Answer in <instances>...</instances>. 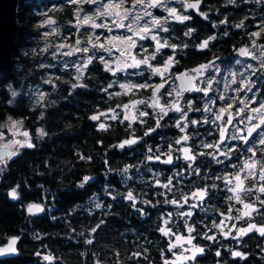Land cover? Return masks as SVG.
<instances>
[{"label":"flooded vegetation","instance_id":"flooded-vegetation-1","mask_svg":"<svg viewBox=\"0 0 264 264\" xmlns=\"http://www.w3.org/2000/svg\"><path fill=\"white\" fill-rule=\"evenodd\" d=\"M113 1L115 4L111 5L119 7L111 11L119 15H98L99 7L87 1L88 7L83 12L92 18L88 25L97 33L91 40L100 44L106 33L114 35L108 42L110 46L117 47L127 41V35L133 40L124 42L120 55L114 54L116 49L111 55L105 54L96 48L95 42L91 44L88 40L93 53L86 55L87 60L78 57L77 61H81L78 71L73 63L71 73L74 88L82 90L91 81L88 73L92 68L96 67L102 74L98 89L100 104L86 113L85 121L105 142L101 144L102 140H97L98 149L88 154L74 151L76 161L90 165L75 180L73 190L77 195L66 211L50 206L51 198L28 200L23 209L25 203L37 201L43 204L41 213L49 218H60L64 238L77 245L76 264H165L166 260L168 264H264V236L256 229L244 236L237 235L249 224L264 227V207L260 203L264 193L258 190L264 185L259 179L260 168L264 166V145L259 144L262 137L254 132L247 144L232 138L246 135L249 127L264 118V109L253 111L264 102V68H261L264 64V20L261 19L264 3L200 0L197 9H190L184 7V3L195 0H165L166 7L176 8L177 14L191 17L181 23L171 18L163 22L169 13L164 7H149V0H144L145 6L140 4L144 12L140 7L129 9L131 0ZM125 10H130L132 16L125 19ZM145 12L151 15H143ZM153 18L161 20L168 31L152 28ZM145 19L150 35L145 34L142 27V31L133 28L142 26ZM242 22V27H236ZM114 23H123L125 27L113 26ZM93 24L107 26L101 28ZM189 29L194 31L185 35ZM257 32L260 34L254 36ZM153 36L157 39H152ZM209 37L214 39L209 40ZM205 40L208 46L200 48ZM157 41L160 44L167 41L168 45L176 47L164 46L157 52ZM241 47L249 54L242 55ZM169 57L172 62L165 66ZM144 59H148V64L127 66ZM105 63L111 71L105 68ZM121 84L132 87L125 89ZM159 85L163 87L158 88ZM247 86L252 91H247ZM200 89H205L207 94ZM206 106L210 111L205 110ZM161 108L167 111L166 115ZM222 108L226 111L221 112ZM100 111L105 112L98 114V120L89 118ZM216 115L221 119L215 120ZM193 120L198 123L192 124ZM101 123L105 129H100ZM150 128L155 131L146 136ZM221 132H224L223 139ZM185 135L190 139L181 140ZM130 139L136 142L119 147ZM177 140H181L180 144H176ZM202 144L214 147H201ZM184 148L190 149L194 160L184 159ZM248 148L254 149V156ZM224 153H228L227 157ZM169 155L172 163L166 164L164 161ZM150 156L152 159H148ZM249 157L256 161V167L254 175L244 180L245 191L239 193L241 200L238 201L230 189L236 185L237 173L241 178L247 175L248 170L241 169ZM85 176L91 179L85 182ZM165 184L169 186L164 187ZM202 189L208 190L202 199L193 195ZM129 191L134 201L126 198ZM172 200L178 203H165ZM97 204L101 207L97 208ZM245 204H251L256 211L244 216V212L249 211ZM188 212L192 215H185ZM97 225L100 227L96 228ZM189 227L194 229L192 233L188 232ZM94 228L96 231H92ZM160 228L170 229L169 234L165 235ZM205 234L215 239L209 240ZM189 236L195 237L191 244L187 242ZM193 245L203 248L204 252L197 253L196 259L191 261L184 257L192 255ZM233 251L244 253L245 258L233 256ZM38 254L43 264L54 260L51 252L39 251Z\"/></svg>","mask_w":264,"mask_h":264},{"label":"trees","instance_id":"trees-1","mask_svg":"<svg viewBox=\"0 0 264 264\" xmlns=\"http://www.w3.org/2000/svg\"><path fill=\"white\" fill-rule=\"evenodd\" d=\"M87 7L84 0L20 1L22 31L10 68L0 70V133L6 132L7 121L16 120L35 147H20L0 169V243L11 234L19 236L16 252L0 258V264H43L39 251L53 254L51 264H76L77 245L64 238L60 218L46 213L31 217L23 204L51 198L50 206L66 211L77 195L75 180L90 165L76 161L74 151L88 154L98 149L97 140L105 142L85 121L86 113L99 103L102 74L92 68L85 90L73 87L71 75L78 57L93 53L90 47L83 51L90 26L75 30L71 23L76 11ZM44 18L51 20L49 32L39 26ZM75 40L80 51L59 53V42ZM41 129L46 135H40ZM13 188L16 198L9 195Z\"/></svg>","mask_w":264,"mask_h":264},{"label":"snow or ice","instance_id":"snow-or-ice-1","mask_svg":"<svg viewBox=\"0 0 264 264\" xmlns=\"http://www.w3.org/2000/svg\"><path fill=\"white\" fill-rule=\"evenodd\" d=\"M90 2L94 3L95 0H90ZM143 3H144V0H136V4H143ZM199 3H200V0H195V2H187V3H184V7L190 8V9H197ZM229 3H235V0H229ZM257 3H264V0H257ZM148 6L149 7H164L165 8V11H167L169 13V17H165L163 22H166L167 19H169V18L174 19L176 21H179L181 23L191 19L190 16L177 14V9L176 8H168V7H166L165 0H149ZM104 7H105L106 11H104L102 13H98V15H119V13H114V12L111 11V8L119 7V5H105ZM133 7H135V5H133ZM125 13H126L125 16H124L125 19L129 18L130 16H132V13L130 12V10H125ZM145 15L146 16H150L151 13L145 12ZM200 15L201 16H205L206 14L205 13H200ZM135 19L139 20V19H142V18L141 17H135ZM261 19L264 20V17H262ZM46 22H50V21H46ZM89 22H92V18L88 17V16H85L84 17V23H89ZM163 22L161 20H159V19L153 18L152 19V28H157V29L163 30L164 32H167L168 29L167 28H163ZM221 23H224V21H221ZM93 26L102 28V27H106L107 25H104V24H93ZM113 26L125 27V25L123 23H119L118 25L114 23ZM242 26H243V22L240 25H236V27H242ZM143 31H144L145 34H147V33H149L151 31V29H149L148 27H145L143 29ZM193 31H194V29H189V31L187 33H185V35H191ZM259 34L260 33H258V32L257 33H253L254 36H258ZM152 39L155 40L157 38H156V36H153ZM211 39H214V37H209V40H211ZM77 43H79V41H77ZM164 46H169V47H172V48L176 47L175 45H168L167 41H165L164 44H160V42L157 41L156 51L159 52L160 49L162 47H164ZM207 46H208V40H205L202 44L199 45L200 48H206ZM99 47L103 48L104 46L101 44ZM74 51H80V49H74ZM83 51L87 52L88 49L84 48ZM240 51H241L242 55H248L249 54L247 49H241ZM152 58L155 59V56H153ZM254 58H256V57H254ZM101 59H103V57H101ZM89 62H91V58H89ZM171 62H172V57H169V60H168V62L166 63L165 66H167V64L171 63ZM140 64H148V59L137 61L134 64L127 65V66L128 67H139ZM249 67H251V65H249ZM105 68H107L109 71H111V69L108 67L107 63H105ZM261 68H264V64L261 65ZM156 71L159 72V69H157ZM120 86L122 88H125V89H129L130 87H132V86L127 85V84H122ZM73 87H76V85H73ZM109 87H111V85H109ZM139 87H144V85H140ZM159 87H163V85H159L158 88ZM246 90L247 91H252V88L250 86H247ZM105 91H107V89H105ZM200 91H204L205 94H207V91L205 89H200ZM13 95H15V93H13ZM221 99H223V97H221ZM140 103H143V102L141 101ZM127 107H128V105H125V108H127ZM172 107L176 108L177 111H180V109L176 105H172ZM229 107H231V105H229ZM261 109H264V102H261L260 103V107L253 109V111L254 112H258ZM205 110L206 111H210V109H208L207 106L205 107ZM220 111L224 112V111H226V109L222 108ZM161 112L164 113L165 115L167 114V111L164 108H161ZM141 115H146V113H141ZM183 115H184V113H182V116ZM112 118L115 119L116 118L115 115ZM161 118H163V117H161ZM90 119L98 120L99 117L96 116V115H93L92 117H90ZM220 119H221L220 115H216L215 116V120H220ZM241 121H243V117H241ZM191 123L192 124H196V123H198V121H194L193 120V121H191ZM228 123H232V121L228 120ZM261 125H264V118H261L259 124H255V125L249 127L247 129V134L246 135L239 136V137H232V138L233 139L243 140L247 144V143H250L249 137H251L252 134L254 132H256L258 136L262 137L259 140V144L260 145H264V128H262ZM99 127H100V129H105V125L103 123H101ZM177 127H180L179 122H177ZM258 129L260 131H257ZM183 130L184 129L181 127V131H183ZM154 131H155L154 128H150L148 130V132H145V135L147 136L150 132H154ZM39 132H40L41 136L46 135V133L42 129L39 130ZM24 135L27 136L28 134L24 133ZM220 135H221V138L223 139L224 132H221ZM189 139H190V137L187 136V135L181 137V140H183V141H187ZM181 140H177L176 144H180ZM135 142H136L135 140H131V139L130 140H125L123 143H121L119 145V147L123 148L125 145H130V144H133ZM15 143H17L19 145V147H28V148L35 147L28 140H25L23 142L17 141ZM201 147H214V146L213 145H203L202 144ZM247 151L252 152L253 156L255 155V151H254L253 148H248ZM183 153H184V159L189 160V161H192V160L195 159V156L189 154L190 153V149L184 148L183 149ZM201 154L203 155L204 153H201ZM224 155H225V157H227L228 153H224ZM155 158L157 160L160 159L159 156H156ZM148 159H152V157L150 156V157H148ZM0 163H4V161H0ZM164 163H166V164L172 163L171 155H169L168 159L165 160ZM217 163H222V161L217 160ZM255 167H256V161L254 159H252V157H249V159L245 161L244 166L241 169V171L248 170L247 171V175L244 176L243 178H241L239 173L236 174V176H235L236 185H235L234 188L230 189V191H232V192H234L236 194L235 195V199L236 200H238V201L241 200L239 193L242 192V191H245L244 180H247V179H249L250 177H252L254 175L253 169ZM124 171L126 172L127 168H125ZM90 179H91V177H89V176H85L83 178V180L85 182L89 181ZM259 179L264 181V166H261V168H260ZM157 183H158V181H157ZM169 184H171V181H169ZM168 186H169L168 184L164 185V187H168ZM258 190H259V192L264 193V185H261ZM247 191H251V189H247ZM207 194H208V190L207 189H202L198 193H194L193 195L202 199ZM9 195L12 198H16L18 196L17 190L15 188H13L11 190V192L9 193ZM126 198L128 200H130V201H134V199H135V197H134V195H133V193L131 191H129L127 193V197ZM257 199L259 200V197H257ZM241 202H243V201H241ZM143 203L148 204V203H151V202L150 201H144ZM165 203L176 204L178 202L176 200H172V201H165ZM185 203H187L186 199H185ZM260 203H261V206L264 207V200H261ZM133 206L135 207V204H133ZM96 207L99 208L101 206L99 204H97ZM244 207H245V209L249 210V211H245L244 212V216H249V215H251V213L253 211H256V209H254L251 204H245ZM27 210L30 213H38V212L43 211V208L41 206H39V205L32 204V205H29ZM139 211L141 212V214H144L142 209H140ZM185 215L191 216L192 213L188 212ZM101 223H103V222H101ZM165 223H167V221H165ZM99 227H100V225L96 226V228H99ZM214 227H218V226L214 225ZM253 229H256L257 231L260 232V234L262 236H264V227L257 228V226L255 224H249V226L247 228L240 229L238 231L237 235L238 236H244L246 233L251 232ZM193 230L194 229L191 228V227L188 228V232L189 233H192ZM92 231H96V229L94 228V229H92ZM159 231H161L165 235H168L169 232H170V229L160 228ZM225 235H227V233H225ZM205 237L207 239H209V240L215 239V237H213L211 235H208V234H205ZM180 239H183V238L181 237ZM193 239H195L194 236H189L187 242L189 244H191ZM15 243H16V238H14L10 242L9 246L0 248V255L16 252V248L14 247ZM88 243H91V240H89ZM172 247H175V245H172ZM193 249H194V251L192 252V255L188 256V257H184L185 259L194 261L196 259V254L197 253H203L204 252L203 248L197 247L195 245H193ZM217 255H220V253L217 252ZM232 255L235 256V257H240L241 259L245 258V254L241 253L240 251H233ZM45 259H51V257H45ZM165 264H168L167 260L165 261Z\"/></svg>","mask_w":264,"mask_h":264},{"label":"rangeland","instance_id":"rangeland-1","mask_svg":"<svg viewBox=\"0 0 264 264\" xmlns=\"http://www.w3.org/2000/svg\"><path fill=\"white\" fill-rule=\"evenodd\" d=\"M81 1H83V0H81ZM86 1H88V3L91 4V5L92 4H96V6L99 7V11H97V14L98 13H102V8L105 5L115 4V1H113V0H95L94 3L90 2V0H86ZM119 1H123V0H119ZM133 5H135V7H133ZM140 6H141L140 4H136V0H131V3L129 4V9H131L132 7L138 9ZM143 6H145V5L143 4ZM140 10H141V12L142 11L144 12L145 8L144 7H140ZM135 11L136 10H134V12ZM75 14H77V16L75 18H73L74 20L71 21L72 25L75 26L74 27L75 30H77L80 25H88V24H90V22L89 23H84V17L85 16L90 17L88 15V13H85L83 11H81V12L76 11ZM143 15H145V14L143 13ZM19 16H20V13H19ZM146 20L147 19H145V21L143 22L142 26H140V27L133 26V28L136 31H142L141 27L143 29L145 27H149V25L146 22ZM46 21H51V20L49 18H44L43 20H40L39 26L45 25V31L49 32V31L52 30V27H50L51 23L50 22H46ZM91 34H92V36H91ZM96 34L94 33V30L90 29V32H89L90 39L89 40H90L91 44H93L95 42L97 44L96 48H99V49H101V51L103 53L110 54V55L115 52V49L117 50V52H115L114 54L120 55L122 49L124 48L123 47L124 46V42H128L129 43V42H131L133 40L131 35H127V41H124V42L120 43L116 47L115 45H112V46L108 45V42H109L110 38L114 37L113 34L109 35V34L106 33L105 37L101 38V40H103V42L100 43V44H98V42H96V40H93V41L91 40V38H93ZM147 34L150 35V33H147ZM112 39H114V38H112ZM90 42L87 41L86 45L84 47L85 48H89L90 47ZM75 44H79V43H77L76 40L73 42V44L61 41V42H59V45H58L57 49L59 50L60 54L69 56V55L75 54L77 52V51H74V49H77ZM101 44L104 46L103 48L99 47ZM79 58H81L82 60H84L83 58H85V60H87L86 55H83L82 57H79ZM78 62H81V61H77L76 60L74 62V65H73V68H75L76 71H78V65H79ZM5 128H6V132L5 133H0V146H7V147L11 148L12 149V153L10 154L9 157L0 159V161H4V162L8 158H10L14 154H16V152L19 150L20 147L15 142H17V141L23 142L25 140H28L30 142L29 133L27 132L26 129L22 128L20 123L17 122L16 120L7 121V123L5 125ZM24 133H27L28 135L25 136ZM3 165H4V163H0V169H2Z\"/></svg>","mask_w":264,"mask_h":264},{"label":"water","instance_id":"water-1","mask_svg":"<svg viewBox=\"0 0 264 264\" xmlns=\"http://www.w3.org/2000/svg\"><path fill=\"white\" fill-rule=\"evenodd\" d=\"M20 13V0H0V70L6 71L10 68L13 61V54L17 46V38L21 34L22 24L19 18ZM243 47L240 48V50ZM105 111H100L97 113H92L90 117L93 115L98 116V114H102ZM12 153V149L7 146H0V159L9 157ZM198 192V191H197ZM36 204L43 208V204L37 201H30L25 203L24 209L25 212L29 215H38V213H30L28 212L29 205ZM16 238V243L19 240V236L16 234H11L6 237L5 241L0 244V248L9 246L10 242ZM13 255V253H7L0 255L2 257H9ZM101 264V263H96Z\"/></svg>","mask_w":264,"mask_h":264}]
</instances>
